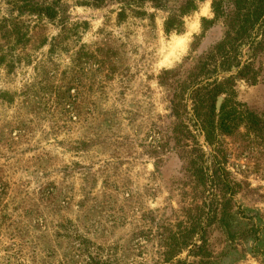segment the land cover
Wrapping results in <instances>:
<instances>
[{
    "label": "rangeland",
    "instance_id": "rangeland-1",
    "mask_svg": "<svg viewBox=\"0 0 264 264\" xmlns=\"http://www.w3.org/2000/svg\"><path fill=\"white\" fill-rule=\"evenodd\" d=\"M183 1L143 2L142 13L120 20L118 0H57L53 20L23 18L31 42L7 56L11 70L0 65V264H169L164 238L184 220L195 180L175 142L177 123L208 167L214 154L187 93L178 118L172 102L226 30L213 0H200L182 33L164 32ZM15 15L0 0V22ZM241 54L248 58L246 46ZM255 63L257 83L235 80L228 98L261 116L264 49ZM221 148L236 185L228 228L207 234L211 264H264V141L239 128Z\"/></svg>",
    "mask_w": 264,
    "mask_h": 264
},
{
    "label": "trees",
    "instance_id": "trees-1",
    "mask_svg": "<svg viewBox=\"0 0 264 264\" xmlns=\"http://www.w3.org/2000/svg\"><path fill=\"white\" fill-rule=\"evenodd\" d=\"M16 15L0 22V65L12 69L14 61L7 60L12 50L24 49L31 42L28 36L30 28L25 17H33L37 21L53 20L57 15V0L46 3L45 0H6ZM81 4L98 7L107 0H78ZM122 3L118 18H125L127 12L140 14L137 9L141 3L149 2L152 7L166 9L170 0H118ZM200 0H184L175 11L170 12L164 21V32L182 33L184 18L197 9ZM215 19H225L226 30L223 39L217 43L210 53L201 60L188 76V82L180 88V94L174 95L173 114L178 118L184 94L192 103L193 116L205 143L213 148L211 165H206L205 152L192 136L183 122H178L175 129V142L181 148L180 157L185 159L192 180V196L187 206H182L184 220L177 222L175 230H167L164 240L162 259L169 264H211L212 252L208 249L207 234L215 224L228 228L227 215L231 211L236 185L228 180V172L222 166L219 157H224L221 139L232 136L239 128L244 135L257 141H264V115H257L243 109L240 104L231 102L228 95L233 94L235 80L257 83L261 67L256 65V56L264 49V0H213L211 4ZM206 21V20H204ZM38 23V22H37ZM38 27L35 24V30ZM69 27L62 32L68 33ZM5 44V45H2ZM249 50L248 58L242 61L241 48ZM16 55H12L15 58ZM230 74L218 78L220 74ZM226 94L216 111L217 97ZM233 103V104H232ZM192 139L195 147L184 140ZM211 176H210V175ZM188 197L183 193L181 202ZM187 252L184 259L178 258ZM192 258V260H189Z\"/></svg>",
    "mask_w": 264,
    "mask_h": 264
},
{
    "label": "water",
    "instance_id": "water-1",
    "mask_svg": "<svg viewBox=\"0 0 264 264\" xmlns=\"http://www.w3.org/2000/svg\"><path fill=\"white\" fill-rule=\"evenodd\" d=\"M222 101H223V96L222 95L218 96L215 104L216 111H219Z\"/></svg>",
    "mask_w": 264,
    "mask_h": 264
}]
</instances>
